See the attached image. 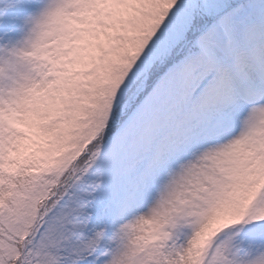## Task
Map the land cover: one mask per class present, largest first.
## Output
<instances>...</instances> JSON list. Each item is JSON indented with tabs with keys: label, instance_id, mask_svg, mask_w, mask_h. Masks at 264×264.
Listing matches in <instances>:
<instances>
[{
	"label": "snow or ice",
	"instance_id": "1",
	"mask_svg": "<svg viewBox=\"0 0 264 264\" xmlns=\"http://www.w3.org/2000/svg\"><path fill=\"white\" fill-rule=\"evenodd\" d=\"M0 264H264V0H0Z\"/></svg>",
	"mask_w": 264,
	"mask_h": 264
}]
</instances>
